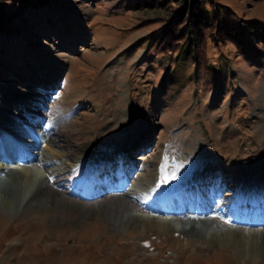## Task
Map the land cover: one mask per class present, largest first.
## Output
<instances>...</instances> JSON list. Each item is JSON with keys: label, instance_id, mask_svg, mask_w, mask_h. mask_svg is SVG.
I'll list each match as a JSON object with an SVG mask.
<instances>
[{"label": "rangeland", "instance_id": "374dc122", "mask_svg": "<svg viewBox=\"0 0 264 264\" xmlns=\"http://www.w3.org/2000/svg\"><path fill=\"white\" fill-rule=\"evenodd\" d=\"M147 2L51 0L30 11L3 3L10 33L0 35V179L37 166L40 179L58 178L50 191L83 203H121L135 191L127 200L136 211L178 229L122 228L96 215L67 223L22 208V193L0 181V264H264V249L199 236L181 221L222 222L247 235L264 228L249 218L232 223L235 212L219 208L234 202L238 169L246 179L253 164L264 167V0H219L236 12L239 33L208 48L210 68L152 40L160 17L174 13ZM81 154L94 166L78 162ZM199 172L209 176L205 192L221 190L207 199L210 212L173 214L204 189ZM100 180L117 189L89 198Z\"/></svg>", "mask_w": 264, "mask_h": 264}, {"label": "bare ground", "instance_id": "6f19581e", "mask_svg": "<svg viewBox=\"0 0 264 264\" xmlns=\"http://www.w3.org/2000/svg\"><path fill=\"white\" fill-rule=\"evenodd\" d=\"M48 142L49 143H47L46 146L49 149H52L53 146H55L56 144V140L53 138H49ZM5 151L6 150H4L3 152ZM66 155L67 154L65 152L61 151L59 157L65 158ZM118 155H120L121 160L125 161V163L121 162L122 165L125 167L126 164L129 163L128 160L127 161L125 160L126 153H121V150H119L116 152V156ZM10 158L11 157L8 156L5 159L4 163L9 165ZM86 159L88 160V163L91 162L93 166L96 163V159L95 160L94 158L89 159V156L87 155L81 154L76 157V160L78 162H81V161L85 162ZM107 164H109L107 165L108 167H112V163L110 164V161ZM253 165L254 166L250 167V169L248 170L250 173V176L249 178H246V179H244V176L241 174L242 173L241 169H238L240 175H239V178H237L236 183H235V186L237 189H236V192L232 193L231 195L232 197L231 199L234 202L233 203H231L232 201L230 203L225 202L223 205H219V208L220 210L225 209L229 212L230 211L235 212L236 216L234 218L233 217L231 218L232 223L246 224L247 223L246 220L247 218H249L253 220V223L255 226H262V225L264 226V220L259 219V217L263 216L264 214V178L260 177L261 175L257 176L260 173L264 172V167L258 170L259 166L256 164H253ZM100 167L102 166H99L98 168ZM255 169L257 170L255 171ZM243 171L245 174L246 170H243ZM96 172H97L96 174L98 175L99 174L98 171ZM11 173L12 174H10L9 172L7 173L5 172V178L0 179V181L3 184V187H5V189L8 190L9 192L14 191L16 193L19 191L22 193L23 195L22 202H21L22 208H26V209L35 208V211H38V212L41 211V213H44L47 217H50V218H53L56 215H60V216L66 215V218L68 219L67 223L72 221V222H75V224H80L81 222L85 223L87 219L93 218L96 215L97 216L96 220L111 219L114 221L115 224L120 225L122 228H129V227L135 226L136 228L138 227V229H142V231L151 230V229H155L157 231L163 228L169 229V227L174 228V230H177L179 227L178 225L179 222L177 223L171 222L172 220L169 221L167 219L158 218L156 217V215L147 216V215L141 214L139 211H136V209H134L129 203L130 201L129 199L133 196L132 194H134L135 191L134 192L132 191V193H125V195H123L124 196L123 198L125 200L123 199L124 201L121 203L112 202L110 201V199L105 200V201H97L95 203L75 202V201H69L65 197V195H61L60 193L59 194L53 193L52 191H50L51 187L55 186L58 183V180H57L58 178L54 177L52 182L48 178L40 179L42 172H41V169L37 166L22 167V173L17 172L15 170H11ZM200 173L201 172L198 173L199 176H200ZM255 174H257L256 175L257 177L255 176ZM208 177L209 176L196 177L195 180L197 181V184L199 185V187L204 188V189L198 190L201 193V195L199 197L195 196L199 194V192L196 190H193V192H189L190 197L192 198L196 197L195 201L189 204L190 205L189 207L186 206V204L188 203H185L186 202L185 201L183 203L185 208L182 206L184 208V211L181 206H180L181 209L178 208L179 205L174 206L178 208L180 211L171 210L173 214L181 213L187 216L195 212L201 215H205L210 212L212 205L215 202L214 200L207 201V199L209 197H212L213 194L219 195L220 194L219 191L221 190L220 189L218 190L217 188V189H212V192H211V190L208 189L207 192H205L208 186L207 184L209 183ZM95 179L93 180V182L95 181ZM260 179H263V180H260ZM254 180L258 182V185L255 184ZM243 181H245L244 186L242 185V183H244ZM97 182L98 181L93 183L94 186L97 187L98 185H100L102 186V189H100L101 191L100 190L97 191L94 189L96 192L94 190L88 191L87 195L91 199L97 198V196H100L103 193L108 192L109 190L111 191V190L117 189L116 187L114 188V186L109 184V182L102 181V180L99 181L101 183H97ZM91 183L92 181L90 182V184ZM231 184H234V183H231ZM94 186L91 188H94ZM255 186H257L255 190L256 195L255 197H251L254 195V193L251 192L250 190H254L253 188H255ZM232 190H234V188H232ZM127 198L129 201L127 200ZM239 198L242 202L241 204L236 205V202L239 201ZM252 198H255V201L257 202V204L255 203H254L255 205L253 204V206L257 207V209L249 213L248 210H246V207H248V205H252V203H250V202H253ZM168 208H173V207H168ZM153 209L157 213H161L160 211H162V209L160 208H153ZM225 216H229V215L226 214ZM181 221L184 222V227H183L184 230L186 229L188 230V228L191 227L190 229L191 230L193 229L199 236L205 237L208 234H212V236H215L219 239H223V241L225 240L226 243H231V242L236 243L241 248L243 247V244H247V245L250 244V246H252L253 249L257 247H259V250L264 249V228L262 232L255 230L254 232H249L247 235L245 231L237 229L235 225L226 226L222 224V222L208 221L205 219H200V220H195V219L188 220L187 219L186 221H183V220ZM188 225L190 226L188 227Z\"/></svg>", "mask_w": 264, "mask_h": 264}, {"label": "trees", "instance_id": "16d2710c", "mask_svg": "<svg viewBox=\"0 0 264 264\" xmlns=\"http://www.w3.org/2000/svg\"><path fill=\"white\" fill-rule=\"evenodd\" d=\"M156 7L172 6L174 13L170 18L160 17L162 23L152 33V40L170 51H177L182 59L189 57L210 68L211 62L208 48L213 43L237 39L239 29L233 24L235 11L228 4L219 0H143ZM18 4L23 10L45 8L51 5V0H0V35L9 34L8 21L3 16V3Z\"/></svg>", "mask_w": 264, "mask_h": 264}]
</instances>
